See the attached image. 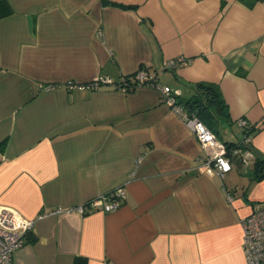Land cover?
<instances>
[{
    "label": "crops",
    "instance_id": "1",
    "mask_svg": "<svg viewBox=\"0 0 264 264\" xmlns=\"http://www.w3.org/2000/svg\"><path fill=\"white\" fill-rule=\"evenodd\" d=\"M0 17V206L25 218L118 187L114 211L37 220L17 264H246L241 219L264 204V0H7ZM189 60L177 68L168 61ZM183 98L219 86L216 138L255 127L253 158L222 178L155 87H116L138 68ZM107 77L97 88L68 87ZM47 85H54L47 88Z\"/></svg>",
    "mask_w": 264,
    "mask_h": 264
},
{
    "label": "built area",
    "instance_id": "2",
    "mask_svg": "<svg viewBox=\"0 0 264 264\" xmlns=\"http://www.w3.org/2000/svg\"><path fill=\"white\" fill-rule=\"evenodd\" d=\"M188 61L183 56H178L170 59L168 66L174 69ZM133 79L135 82L133 86L129 85L127 81L124 82V78H121L115 85L123 91H127L128 88L134 89L139 85L155 87L159 92L161 103L181 118L205 151L200 169L206 175L222 178L232 169L235 161L246 166L254 157L253 152L247 147L251 143L252 136L247 133L251 122L246 118H238L236 121L242 132L239 145L228 148L224 142L216 138L215 133L198 118L197 114L187 111L179 104L172 90L159 84L157 78L150 75L144 67H140L134 72ZM102 83H112V80L107 77H98L84 84L69 82L67 86L80 89L97 88ZM45 87L53 88L55 86L47 85ZM126 197V190L123 187H118L73 207L43 209L34 218L22 217L14 210L0 206V264H17L13 260V255L24 245L27 234L33 229L37 220L67 214L74 210L80 214H86L93 209H101L104 212L114 211L120 207ZM241 228V249L246 264H264V204L255 207L251 213L241 219Z\"/></svg>",
    "mask_w": 264,
    "mask_h": 264
},
{
    "label": "trees",
    "instance_id": "3",
    "mask_svg": "<svg viewBox=\"0 0 264 264\" xmlns=\"http://www.w3.org/2000/svg\"><path fill=\"white\" fill-rule=\"evenodd\" d=\"M103 3L119 6L122 8L130 7L129 5H122L110 0H101ZM12 11L11 6L7 0H0V17L9 15ZM134 74V73H133ZM133 74L130 76H125L124 82H128L129 85H135ZM194 93L189 97H181L179 95L175 96L179 104H181L189 112H194L197 114L198 118L203 121V123L211 129L214 133L216 131V123L224 117L228 119V110L226 103L223 99L221 90L219 86L215 83L210 82H196L192 84ZM132 89H127L131 91ZM256 127L251 123L248 128L247 133L251 136L255 133ZM228 148L232 146L239 145V143L234 142H224ZM251 149L250 144L247 145ZM255 178L259 179L264 177V165L262 162L257 164L254 169ZM73 264H86V258L83 256H75Z\"/></svg>",
    "mask_w": 264,
    "mask_h": 264
}]
</instances>
